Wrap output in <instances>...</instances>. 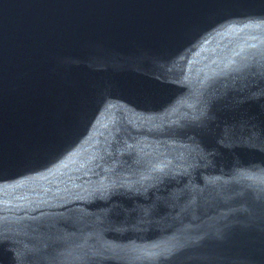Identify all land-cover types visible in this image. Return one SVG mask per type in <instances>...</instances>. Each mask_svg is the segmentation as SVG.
Instances as JSON below:
<instances>
[{"label":"water","instance_id":"1","mask_svg":"<svg viewBox=\"0 0 264 264\" xmlns=\"http://www.w3.org/2000/svg\"><path fill=\"white\" fill-rule=\"evenodd\" d=\"M0 264H264V0H0Z\"/></svg>","mask_w":264,"mask_h":264}]
</instances>
